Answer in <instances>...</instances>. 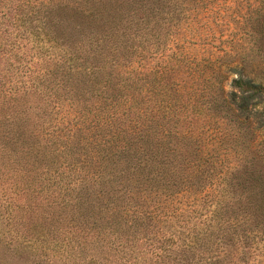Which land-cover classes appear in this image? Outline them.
Segmentation results:
<instances>
[{"label":"trees","instance_id":"trees-1","mask_svg":"<svg viewBox=\"0 0 264 264\" xmlns=\"http://www.w3.org/2000/svg\"><path fill=\"white\" fill-rule=\"evenodd\" d=\"M141 1L35 0L31 7H42L41 11L21 7L20 22L28 32V42L46 52L50 67L44 72L46 84L34 87L29 94L24 91L13 99L10 90L8 96L0 92V181L11 178L9 188L17 193L20 181L47 179L48 208L51 213L60 212L69 226L83 227L77 240L82 247L90 242L84 227L100 222L95 211L99 213L98 208L104 205L110 207L115 225L125 222L131 209L135 212L131 217L140 219L139 223L144 218L179 217L187 224L181 230L187 235L181 237L185 238L183 243L173 247L177 261L173 264H210L200 256L205 249L212 250V256L222 255L212 264H224V258L236 257L240 244L247 247L249 255L254 254V242L249 240L254 227L264 231V172L257 171L256 177L246 174L249 184L242 186L231 167L221 166L238 154L228 143L250 140L247 133H253L251 118L258 103L254 98L264 101V84L236 78L237 91H230V100L225 101L214 78L208 86L209 103L198 100L201 94L184 84L171 90L174 94L168 100H156L153 109L142 107L139 93L132 94L128 84L145 79L141 76L147 71L131 76L136 69L129 70L130 64L137 69L149 68V91L167 73L159 68L174 67L178 57L172 54L174 61H165L158 40L150 46L158 53L151 57L143 51L137 58L132 55V35L155 30L144 22V17L153 13L146 11ZM167 92L160 89L161 95ZM220 117L228 127H216ZM256 122L258 126L264 122L261 111ZM260 156L264 159V151ZM76 171L80 175L75 183L79 195L76 209L71 210L67 206L72 208L75 202L69 195L74 190L69 188V176ZM181 192L194 197L186 210L180 201L176 200L180 208L173 202ZM159 199L165 200L164 206L154 203ZM39 202L31 196L25 207L34 211ZM38 230L36 227L29 235L34 238L29 250L44 257L48 246L33 245L37 244ZM152 238L149 245L156 252L174 245L171 235L154 231ZM93 241L98 242L97 252L108 250L101 259L134 264L135 249L126 241L112 246L107 233ZM6 245L12 251L26 248L16 239ZM177 250L185 258L182 262L179 255L176 257ZM99 261L95 254L88 263Z\"/></svg>","mask_w":264,"mask_h":264},{"label":"rangeland","instance_id":"rangeland-1","mask_svg":"<svg viewBox=\"0 0 264 264\" xmlns=\"http://www.w3.org/2000/svg\"><path fill=\"white\" fill-rule=\"evenodd\" d=\"M34 1L0 0V92L6 94L10 90L13 99L16 97L15 94L23 95L24 91L25 94L27 92L29 94L41 83L44 86L46 84L44 72L50 67V59L46 52L28 42V32L23 29L24 26L20 22L21 7L29 8L35 4ZM42 1L77 2V0ZM141 2L145 3L146 11L153 13L149 17H144V22L148 23L149 29L155 28V30L149 33L144 31L143 36L137 33L132 35V55L137 58V53L143 51L147 57H151L158 52L152 50L150 46L153 47L159 41L160 49H164H161L163 55L161 56L165 61H174V58L170 57L172 54L178 57L174 67L159 68L158 71L166 70L167 73L149 91L146 89L149 87L148 83H152L149 68L137 69L130 64L129 70L136 69L131 72V76L145 71L148 73L141 76L146 77L145 79L128 84L132 94L139 93L142 107L144 105L146 109H153L156 100L159 98L168 100L169 95L174 94V91L171 94L170 91L184 84H189L196 94H201L198 100L209 103L211 98L207 94L210 92L208 86L214 83V78L219 81L218 84L223 91L221 99L225 101L230 100V91H237L233 83L236 78H251L254 82L264 84V0H142ZM146 4L154 6L150 7ZM29 9L41 11L43 8L32 6ZM139 40L142 42L138 43ZM37 81L38 83L35 84ZM159 88L163 91L168 90L167 94L161 95ZM256 101L258 103L254 104V118H251L252 124L254 123L253 133L250 132L251 130L247 133L250 140L246 143L238 141L236 145L228 143V147L235 148L238 154L221 166L224 169L231 167L235 178L242 186L249 184L244 178L246 174L252 173V176L256 177L257 171L264 172V159L260 156L264 151V122L261 126H258L256 122L260 111L264 117V101L255 97L254 102ZM231 106L233 107V104ZM224 121L225 118L220 117L216 127H228L223 124ZM230 132L232 131H228ZM241 151L243 154L240 153ZM234 161L237 163L232 164ZM79 176L77 171L73 176H69L72 180L69 188H74L69 191V195L75 203L72 208L68 205L67 209L74 210L77 207L79 193L75 183ZM116 178L120 179L117 175ZM10 181L11 178L0 181V264H96L88 263L90 255L95 254L100 259L99 264H112L110 261L101 259L103 252L108 250L97 252L98 242L93 241V238L98 240L102 233H107L112 246L120 245L125 241L132 245L135 249L134 257H136L133 259L134 264L177 262L173 256V251L176 249L173 247L183 243L185 238L181 239V237L187 235L185 231L184 233L181 231L187 227V224L180 222L179 217L158 220L152 218L149 221L144 218V221L139 223L136 221L140 219L131 217L135 213L131 209L125 217L127 220L115 225L113 215L110 214V207L103 205L98 208L99 213L97 209L95 211V214L101 216L100 222L92 225L95 227H84L88 228L83 232L90 242L82 247L77 240L79 241L80 230L83 227L75 226L73 223L69 226L65 218L59 214L60 212L51 213V209L48 208L47 179L32 183L20 181L16 184L17 193L13 188H9ZM31 196L40 201L37 206H34V211L25 207V203ZM192 199H194L192 195L181 192L174 197L173 202L179 208L180 203H183L186 210L190 207ZM154 203L161 207L164 206L165 200L159 199V203ZM142 207L145 208L144 204ZM160 216L165 217L162 213ZM106 217L108 220L105 222ZM26 223H28L27 226ZM146 223L148 225H144ZM30 227L39 229L36 231L40 233L37 244L33 245L38 243L47 245L49 251L44 252L46 256L41 257L37 255L38 252L29 250L28 244H32L34 239L29 236L34 230L30 231ZM154 231L165 236L171 235L174 245L167 246L165 251L153 250L149 244L152 243ZM36 232L32 235H36ZM251 237L249 240L254 242V254L250 253V255L254 259V264H264V231H261L260 227H254L252 237L254 240ZM15 239L23 242L26 248L18 247L17 250L12 251L6 242L11 240L13 243ZM104 242L107 243L106 240ZM213 242L219 244L215 240ZM52 245L55 247H50ZM109 252L112 256L114 255L113 250ZM235 253L234 259L224 258V264H253L246 246L238 245ZM175 254L177 257L179 251L177 250ZM212 255L213 251L208 249L200 254L201 258H205L206 262L209 260L210 264L222 257L221 254ZM179 260L182 262L181 260L185 258L180 256Z\"/></svg>","mask_w":264,"mask_h":264}]
</instances>
